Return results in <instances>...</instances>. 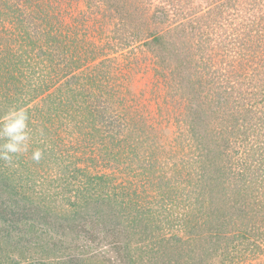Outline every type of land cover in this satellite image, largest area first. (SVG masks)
I'll return each mask as SVG.
<instances>
[{
    "label": "rangeland",
    "instance_id": "374dc122",
    "mask_svg": "<svg viewBox=\"0 0 264 264\" xmlns=\"http://www.w3.org/2000/svg\"><path fill=\"white\" fill-rule=\"evenodd\" d=\"M116 1L58 0L37 25L13 0L0 15V123L23 108L31 132L28 152L0 161V264H264V119L250 120L245 180L240 145L216 133L229 60L264 68V0ZM109 87L144 130L89 122L81 94L104 110Z\"/></svg>",
    "mask_w": 264,
    "mask_h": 264
},
{
    "label": "trees",
    "instance_id": "16d2710c",
    "mask_svg": "<svg viewBox=\"0 0 264 264\" xmlns=\"http://www.w3.org/2000/svg\"><path fill=\"white\" fill-rule=\"evenodd\" d=\"M10 1L11 0H0V15H4V14L6 15L7 9L10 10V7L6 6L8 4V2H10ZM58 3H59L58 0H13V4H16L17 9H14V10L18 13L17 15H20V18L23 19L25 22H30V24H35V25L40 24L43 21L48 22L51 19L50 14L48 12L50 10L54 11V10L58 9V7H59ZM116 4L118 7H120L122 5V4L118 3L116 0H114V3L112 5L114 10L117 8ZM35 32H37L38 37L43 36L45 38V41H46L47 32H45L43 30L41 31L40 27H37V26H35ZM31 40H32V37H31ZM55 40H56V44L58 45L59 39L56 38ZM32 44H34V43H32ZM47 45L51 46V44H47ZM39 49L41 50V54H39L40 56H42V55L50 56L49 51L47 49H45L43 47V45H41L39 47ZM238 56H236L235 59L229 60V71L225 74H222L223 78H225L227 81L229 80L228 83L232 82L230 90H232V93H234L235 95H234L233 99L231 100L232 101L231 103H225L224 107L226 109V112L223 113L220 117H218V119H220V121H221L220 122L221 125H220V130L217 131L216 133L218 134V137L220 138L221 141H226V143L229 144L231 142V140H230V137H231L234 139V141L237 142L238 145H240V147H241L240 152H241L242 156L239 159H237L235 162V165L239 166V169H238L239 173L235 174V176L240 175L241 179L245 180L247 171L250 170V172H251V171L255 170L251 166V164H250L251 162L248 159L249 158L248 157L249 150L246 146H247V139L249 136L248 135L249 131L251 130L252 127L255 128L257 122L253 123V122H250V120L256 119V121H258V120L264 119V117L258 116L259 113H257L258 110H260V112L262 110H264V99L260 98V100H257V101L252 100L251 101L249 99L247 100L246 96H250L252 94L261 95L264 93V77L257 75L261 72H264V68L258 69V70L251 68V70H252V72H251L249 69H246L244 67L245 64L243 63V61H241L237 58ZM243 56H242V58L245 59V55H243ZM44 60H48V62H49V60H52V57L50 56L49 59L46 58ZM44 60L40 61L39 68L41 70L45 69L44 68L45 66H41V62ZM35 63H36V61H34V64ZM33 68H35V67H33ZM6 69L9 70V72L10 71L12 72V66L11 65L8 64ZM33 72L36 73L38 71L35 68V70L33 69ZM251 74H253L252 77H248ZM97 76L101 77L100 73H98L96 71V74H94L92 72V74H90L87 77L88 80L86 79L87 80L86 82H91V80L96 79L95 77H97ZM232 77H233V79H232ZM227 81L225 82L226 84H227ZM65 85H66V87L64 89L67 91L64 94L69 93L74 98L79 96V90L74 89V87H76V86L69 85L66 82H65ZM81 85L82 84H80L78 86H81ZM243 88H244V90H243ZM112 89H113L112 87H109V89L106 90V91H108V93L105 94V100H104V97L102 96L103 97L102 100H104V102L106 101V103H104L106 105L104 107L105 108L104 110H101L100 106L94 105L95 100L97 98H99V95L94 94L93 95L94 97L89 101L90 96H92L91 94H88V95L81 94V97L84 98V99L81 98L82 103L85 102V104L87 105L86 107H84V109L88 108V114L91 116V119L89 122L90 123L91 122L92 123H95V122L105 123V124H103L104 126L118 125L121 128L130 126L132 129H134L136 131L144 130V129H140L139 127L135 128V127H137V126H135L137 123L134 124V122L131 120V117H133V116L131 114L128 115L129 111L126 109V107H127L126 104L122 105L124 109L120 108L123 111H118V110L114 111V109H111V107L109 105V101H112V100L117 101L118 98L120 99L119 101H121L122 99L120 97H123L120 95L116 96V94H114V92H113L114 90L112 91ZM246 89L255 90L256 93L250 92L248 90L246 91ZM66 99H67V97L65 96V100ZM65 100L63 102L67 103V101H65ZM259 102L262 104H260ZM68 104H70V101L68 102ZM108 110H110V112L114 113L113 117L105 115V111H108ZM256 114H258V115H256ZM216 125H217V123H216ZM213 126H215V125H213ZM212 130H214V132H215L214 128H212ZM190 140H192V139H190ZM192 143H193V140H192ZM194 143H197V142H194ZM261 174L262 173H260L259 175H261ZM255 179L257 180V178H255ZM223 183H226V179H223ZM230 185H232L231 187H233V188L239 189L238 191H243V188H242L243 185H242V187L240 185L236 186L233 182H230ZM262 187H264V186H262ZM247 189L248 188L246 187V190ZM263 197H264V195H263ZM245 214H247V213H245ZM24 218H26V217H24ZM246 219L247 220L244 224L245 232H246L247 226H248V217L247 216H246ZM260 222H261V231L259 229V233H258L259 236L258 237H260L262 240H264V219L261 220ZM2 230L3 229H1V231ZM3 232L6 233V235L5 236L3 235V237H8V236H10V233L12 231H11V229H9V230L6 229ZM244 234L245 233L243 230H239V236L244 235ZM246 234H247V232H246Z\"/></svg>",
    "mask_w": 264,
    "mask_h": 264
},
{
    "label": "clouds",
    "instance_id": "9594fccd",
    "mask_svg": "<svg viewBox=\"0 0 264 264\" xmlns=\"http://www.w3.org/2000/svg\"><path fill=\"white\" fill-rule=\"evenodd\" d=\"M30 141L28 112L23 108L10 109L0 123V161L13 163L17 155L29 151ZM42 157V149L32 150L31 159L33 161L39 162Z\"/></svg>",
    "mask_w": 264,
    "mask_h": 264
}]
</instances>
